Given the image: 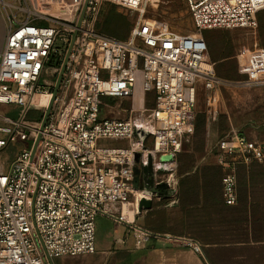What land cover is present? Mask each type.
I'll return each instance as SVG.
<instances>
[{
  "label": "built area",
  "instance_id": "obj_1",
  "mask_svg": "<svg viewBox=\"0 0 264 264\" xmlns=\"http://www.w3.org/2000/svg\"><path fill=\"white\" fill-rule=\"evenodd\" d=\"M32 1L0 0L10 25L0 55V105L17 108L16 116L0 112V153L12 143H29L8 168L0 163V264H50L49 259L93 255L99 215L129 226L136 243H145L153 234L124 220L121 210L130 201L139 208V199L176 197L177 158L194 125L198 82L207 89L218 82L203 31L257 29L264 0H186L197 29L192 34L164 30L158 20L145 19L155 0H116L137 14L123 40L97 27L106 0H88L79 26L86 0H64L67 18L58 12L38 14ZM75 14L79 18L71 19ZM74 35L41 131L49 103L36 98L45 95L50 101L54 75ZM259 54L255 61L261 68L244 65L246 83L252 77L264 81V50ZM137 93L143 109L135 108ZM105 97L130 100L127 115L102 117ZM30 112L37 117L28 119ZM217 147L214 161L225 168L223 202L234 206L238 169L263 163L264 144L233 134ZM145 177L154 181L155 193L147 194ZM189 244L201 252L199 244Z\"/></svg>",
  "mask_w": 264,
  "mask_h": 264
},
{
  "label": "crops",
  "instance_id": "obj_2",
  "mask_svg": "<svg viewBox=\"0 0 264 264\" xmlns=\"http://www.w3.org/2000/svg\"><path fill=\"white\" fill-rule=\"evenodd\" d=\"M9 28L6 15L0 11V55L5 47ZM244 50L245 54H242ZM259 50L264 48L254 42L248 47L237 48L230 55L214 56L208 53V59L214 63L218 82L212 89H207L202 81L198 82L190 144L177 158L176 197L162 195L153 198L152 207L141 212H138L134 204L130 220L135 226L153 235L145 243L137 244V234L132 228L122 224V234L113 237L111 246L102 251V260L98 258V264H216L214 259L218 257L220 249L227 251L229 247L256 243L253 239L232 242L220 240L227 233L223 230L227 226L223 224L222 216L229 211H241L247 215L252 210L263 209L258 200L262 198L264 205V167L255 163L239 167L238 183L243 178L245 185L241 191L237 188L238 203L227 206L222 197L225 168L214 161V156L220 153L218 141L233 134L245 135L264 144V81L252 77L253 81L246 83L249 76L244 70V65L248 64L254 65L256 69L262 67L260 61H255L260 57ZM0 112L16 116L17 108L12 106L8 111ZM11 153L13 155H9L6 160L10 163L16 152ZM183 155H188L186 168L183 166ZM226 159L230 160V157ZM206 161L211 164L206 167H212L217 176L213 192L207 184L210 171H203L204 166L200 165ZM2 168L5 169L4 166ZM190 177L195 181L192 185H188ZM255 178L260 182H256ZM115 228L118 230V226ZM231 233L234 232H228L227 235ZM190 242L199 244L201 252L193 250ZM95 253L98 254L97 249ZM55 261L59 260H53V263Z\"/></svg>",
  "mask_w": 264,
  "mask_h": 264
},
{
  "label": "rangeland",
  "instance_id": "obj_3",
  "mask_svg": "<svg viewBox=\"0 0 264 264\" xmlns=\"http://www.w3.org/2000/svg\"><path fill=\"white\" fill-rule=\"evenodd\" d=\"M32 3L35 5V11L41 15H59L64 16L65 18L69 17L68 10L69 5H67L64 0H33ZM65 9V13H61V10ZM103 13L101 22L97 24V27L102 31L106 30L110 34L120 38H127L130 33V26L133 25V22L136 19L137 14L130 9H128L123 4L116 2V0H106L104 2ZM19 20H23L24 16L21 13L16 14ZM40 16V15H39ZM72 17V16H71ZM79 18L78 14H75L71 19L76 20ZM145 19H156L160 22L161 29L164 30H174L184 34H192L196 32V27L192 21V18L188 11V6L186 0H155V2L147 8ZM258 27L255 30L247 29H217L203 31V37L205 38L208 45V53H211L214 56L219 54H233L237 48H242L244 46L248 47L252 43L257 42L260 46L264 48V10L258 14ZM221 30V31H220ZM60 46L59 43L56 44ZM49 74L53 75V70L49 69ZM57 75H54V81L56 82ZM39 98V97H37ZM36 98V99H37ZM41 102L45 105L46 100L48 102L49 97H40ZM148 98L146 107L151 105V101ZM101 107V116L102 117H115V118H124L127 115L126 110L131 106V101L128 99H116L111 97H105L102 99ZM14 107V106H13ZM12 106H0V111H8ZM136 108V107H135ZM4 109V110H3ZM191 135L185 145L181 148L187 150V147L190 143ZM183 143V144H184ZM29 143L27 142H16L10 144L4 152L0 154V162L3 163L5 168H8L9 163L6 161L10 156L13 155L11 152H17L23 148L28 147ZM180 152V153H181ZM186 153H188L186 151ZM14 155V158L16 156ZM9 156V157H8ZM13 158V159H14ZM184 168L188 167V155H183ZM12 159V160H13ZM11 160V161H12ZM210 162L206 161L200 165L203 171L208 172L207 184L212 188L213 192L214 187L217 185V176L210 166ZM264 167L263 163H255ZM252 165V164H251ZM182 170V169H181ZM140 174V171H137V175ZM256 182L259 181L257 178ZM194 178H188V185H192ZM255 182V183H256ZM260 182V181H259ZM257 184V183H256ZM245 182L243 178L239 179L238 189L241 191L244 188ZM263 186V185H262ZM263 188V187H262ZM262 192V190H261ZM258 201L261 203V207L264 209L263 200L260 198ZM252 210L243 214L241 211H229L225 212L222 216L223 224L227 226L224 227V232L234 233L226 235L224 234L220 240L226 242L232 241H250L254 240L256 243L250 246L243 247H229L226 250H219L217 256L215 257L216 264H264V210ZM115 226H118L116 230ZM95 248L98 251V254L93 255H82L77 257H68L60 258L59 261L54 264H98V258L102 260L101 256L103 250H107L109 246L113 243V237L117 234H122V224H119L112 219L99 215L95 221ZM114 246V245H113ZM224 254H232L238 256H224ZM99 255V256H98Z\"/></svg>",
  "mask_w": 264,
  "mask_h": 264
},
{
  "label": "water",
  "instance_id": "obj_4",
  "mask_svg": "<svg viewBox=\"0 0 264 264\" xmlns=\"http://www.w3.org/2000/svg\"><path fill=\"white\" fill-rule=\"evenodd\" d=\"M87 1H88V0H86L85 4H84V6H83V9H82V11H81L80 18H79V22H78V26H79V24H80V22H81V20H82L83 15H84L85 8H86V5H87ZM75 36H76V35H74V37H73V39H72V41H71V44H70V47H69V51H68V53H67V55H66V58H65V60H64V62H63V64H62L61 70H60V72H59V74H58V76H57V80H56L55 86H54V88H53V91H52V94H51V98H50L49 104H48L47 109H46V113H45V115H44V117H43V119H42V123H41V127H40V130H41V131H42V130L44 129V127H45V124H46V122H47V119H48V116H49L50 110H51L52 105H53V102H54V99H55L56 94H57V92H58V89H59V86H60V83H61V80H62V75H63V73H64V70H65V67H66V63H67V61H68V56H69L70 50H71V48H72L73 42H74V40H75ZM40 136H41V135L39 134L38 137H37V139H36V141L34 142V145H33V148H32V156H33V154H34V152H35V150H36V147H37L38 141H39V139H40ZM137 157H138V156H136V158H137ZM144 186H145V189H146V192H147L148 195L155 193L156 190H157V189H153L154 181H153L151 178H147V177L144 178ZM164 187H165V185L162 184V185L158 186V189H163ZM139 204H140V203H139ZM139 207H140L141 209L138 208V212H141L142 209H150V208L152 207V199H150V198H148V199H143V200L141 201V204L139 205ZM49 263H50V264H54L53 261L50 260V259H49Z\"/></svg>",
  "mask_w": 264,
  "mask_h": 264
},
{
  "label": "bare ground",
  "instance_id": "obj_5",
  "mask_svg": "<svg viewBox=\"0 0 264 264\" xmlns=\"http://www.w3.org/2000/svg\"><path fill=\"white\" fill-rule=\"evenodd\" d=\"M41 97H45L44 96H41ZM40 98V97H39ZM49 103V100L47 102V104ZM135 107L136 108H140V109H143V99H142V96L140 93H137L136 95V99H135ZM141 199H139V203L141 204ZM134 202L133 201H130V202H126L123 204V207H122V210H121V215H122V218L124 220H126L127 222H133L130 220V216L133 212V209H134ZM139 204V205H140Z\"/></svg>",
  "mask_w": 264,
  "mask_h": 264
},
{
  "label": "trees",
  "instance_id": "obj_6",
  "mask_svg": "<svg viewBox=\"0 0 264 264\" xmlns=\"http://www.w3.org/2000/svg\"><path fill=\"white\" fill-rule=\"evenodd\" d=\"M104 10V9H103ZM130 28H131V26H130ZM102 32H104L105 34H107V35H109V36H113L112 34H110L109 32H107L106 30H102ZM113 37H116V36H113ZM116 38H118V39H126V38H120V37H116ZM222 56H225L224 54L222 55ZM40 101H41V98H37L36 99V102L37 103H40ZM40 104H43V102H41ZM44 105V104H43ZM45 105H47V100H46V103H45ZM35 117H37V115L34 113V112H30L28 115H27V118L28 119H32V118H35ZM41 118V115L40 116H38V119H40Z\"/></svg>",
  "mask_w": 264,
  "mask_h": 264
}]
</instances>
